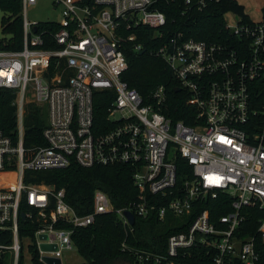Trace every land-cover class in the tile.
<instances>
[{
	"label": "built area",
	"instance_id": "built-area-1",
	"mask_svg": "<svg viewBox=\"0 0 264 264\" xmlns=\"http://www.w3.org/2000/svg\"><path fill=\"white\" fill-rule=\"evenodd\" d=\"M21 1L23 47L0 49V88L14 91L18 106L16 138L0 129V257L9 255V264H19L22 213L23 220L39 223L34 240L41 264H48L47 256L62 260L64 252L76 248L75 230L93 224L100 214L115 212L134 233L136 216L156 215L163 222L171 213L180 219L173 225L185 229L170 234L164 250L140 247L128 236L122 242L136 264H259L264 218L254 214L264 210V127L254 131L257 111L251 100L255 83H264V8L258 20L246 9L224 13L225 31L237 39L227 43L196 39L182 30L169 36L167 15L157 9V0H52L60 19L46 21L27 16L39 0ZM193 1L202 10L221 0L186 3ZM143 26L162 40L151 54L166 61L178 88L188 92L194 125L163 113L164 85L145 102L123 80L127 45L146 51L137 34L129 33ZM30 90L46 108V145L26 149ZM105 90L111 102L104 123L96 120L95 99ZM73 162L132 167L137 199L115 208L98 189L92 211L80 215L66 201L64 188L25 181L28 171ZM219 193L227 194L228 202L201 209ZM22 204L36 211L24 212ZM223 207H229L223 215L210 211ZM126 211L134 215L133 224ZM43 244L53 247L44 250Z\"/></svg>",
	"mask_w": 264,
	"mask_h": 264
},
{
	"label": "trees",
	"instance_id": "trees-1",
	"mask_svg": "<svg viewBox=\"0 0 264 264\" xmlns=\"http://www.w3.org/2000/svg\"><path fill=\"white\" fill-rule=\"evenodd\" d=\"M155 6L167 15L165 31L170 36L176 31L182 30L187 36L206 41H220L235 43L237 39L227 35L224 29V13L236 11L244 14L245 7L236 0H221L210 3L202 10L196 4H187L186 0H157ZM0 9L8 13L3 18L4 33L10 35L0 40V49L18 50L23 47V19L21 0H0ZM48 24L42 23L40 27L46 28ZM53 29V27H48ZM136 33L137 42L142 43L146 49L143 54L134 49V44L129 43L125 50L128 61V69L123 74V80L132 88L140 92L145 102L152 100V94L160 85L166 89L167 101L163 105V113L172 121L182 120L188 125H194L196 117L195 109L187 104L189 94L186 90H178L177 80L174 78L168 64L161 57L151 54L162 40L154 39V30L147 26L138 30H130ZM227 38V39H226ZM230 40V41H229ZM229 41V42H228ZM15 92L10 89L0 88V129L6 134H13L16 138L18 123V106L14 103ZM111 98L108 91L97 92L95 99V111L97 122L107 121V112ZM252 110L257 111L253 116L254 131H261L264 127V83L256 82L252 90ZM25 134L24 146L26 149L35 146L46 145L43 130L47 121L42 119L41 109L34 103L25 106ZM32 154H28L30 158ZM185 170L187 165L182 163ZM25 181L34 184H46L54 186L56 190L64 188L66 201L82 215L93 209L95 191H105L112 200L115 208L128 206L138 197V188L134 184L133 169L125 164L102 165L94 164L90 167L81 166L75 162L65 168H55L43 171H28ZM229 196L219 193L217 199L207 200L202 203V208L218 204L221 201L228 202ZM210 209V208H209ZM21 210L36 211L33 207L22 204ZM199 210H195L197 213ZM210 211L217 215L226 214L229 207L212 208ZM262 216L264 210H256L254 218ZM177 217L168 213L165 221H159L156 215L144 218L136 216L134 233L122 223L115 212L100 214L96 221L87 227L78 228L73 234L76 248L81 253L84 261L80 264H136L134 256L128 251L122 250V242L128 236L129 242L140 247L153 250H164L170 234L184 230L183 226L173 225L178 221ZM21 237L31 240L29 245L35 264H41L38 259L37 247L34 236L39 226L35 218L20 219ZM175 224V223H174ZM250 230L249 234H253ZM260 251L259 264H264V242L258 245ZM9 255L0 257V264H9ZM19 264H23V253L20 255Z\"/></svg>",
	"mask_w": 264,
	"mask_h": 264
},
{
	"label": "rangeland",
	"instance_id": "rangeland-1",
	"mask_svg": "<svg viewBox=\"0 0 264 264\" xmlns=\"http://www.w3.org/2000/svg\"><path fill=\"white\" fill-rule=\"evenodd\" d=\"M240 4L245 6L247 13L255 20L261 19L262 11L264 8V0H237ZM8 13L0 9V40L4 37L9 38L10 35L4 33L3 18L7 17ZM27 16L31 21H46V20H59L60 12L52 6V0H39L37 4L31 5L28 8ZM226 19L230 24H235V19L231 14L226 15ZM27 103H34L41 109L42 119L45 118V105L39 104L34 97L33 90L27 94ZM31 240L25 238L24 240V253L23 264H35L33 261V254L30 251L29 245ZM84 261L83 256L77 248H73L68 252H64L62 256V264H80Z\"/></svg>",
	"mask_w": 264,
	"mask_h": 264
},
{
	"label": "water",
	"instance_id": "water-1",
	"mask_svg": "<svg viewBox=\"0 0 264 264\" xmlns=\"http://www.w3.org/2000/svg\"><path fill=\"white\" fill-rule=\"evenodd\" d=\"M34 30H37V27L35 26L34 27ZM145 52V50L141 51L140 54H143ZM180 90L179 88L177 89V91ZM125 214L127 215V217L129 218V221L131 224L134 223L135 221V217L134 215L130 212V211H126ZM22 218H25V214L22 213L21 214ZM53 246L51 245H48V244H43L42 245V248L44 250H47V249H51ZM44 260L48 263V264H62V260L60 258H53V257H44Z\"/></svg>",
	"mask_w": 264,
	"mask_h": 264
}]
</instances>
